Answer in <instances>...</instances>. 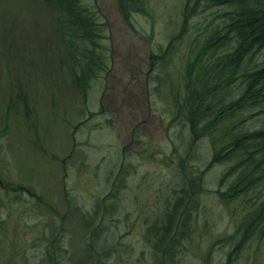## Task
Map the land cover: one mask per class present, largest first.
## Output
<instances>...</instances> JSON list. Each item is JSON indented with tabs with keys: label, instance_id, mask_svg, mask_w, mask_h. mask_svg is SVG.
I'll return each mask as SVG.
<instances>
[{
	"label": "rangeland",
	"instance_id": "obj_1",
	"mask_svg": "<svg viewBox=\"0 0 264 264\" xmlns=\"http://www.w3.org/2000/svg\"><path fill=\"white\" fill-rule=\"evenodd\" d=\"M85 3L99 13L108 69L82 95L43 0H0V178L10 187H0V264H51L54 240L59 264H90L101 249L109 250L106 264H151L146 230L180 187L179 161L199 172L211 157L207 140L188 151V128L171 123L169 94L180 93L189 48L207 18L227 9L198 8L203 14L188 18L179 37L186 44L161 71L150 56L177 36L184 0H146L145 14L130 23L117 0ZM263 61L260 54L250 66ZM228 166L204 173L179 264L226 263L231 245L222 240L243 215L242 203L224 205L216 195ZM116 180L117 210L93 240L88 219ZM231 264H264V239L253 236Z\"/></svg>",
	"mask_w": 264,
	"mask_h": 264
},
{
	"label": "trees",
	"instance_id": "obj_2",
	"mask_svg": "<svg viewBox=\"0 0 264 264\" xmlns=\"http://www.w3.org/2000/svg\"><path fill=\"white\" fill-rule=\"evenodd\" d=\"M86 0H43L55 35L71 60L73 86L86 95L90 83L107 71L108 63L98 27L100 16ZM146 0H117L121 16L130 23L135 13L145 14ZM183 21L177 33L158 55L150 56L151 68L161 69L177 47L185 43L179 37L186 31L188 18L213 8L227 11L210 15L195 37L183 67L180 93L169 94L173 109L171 123L188 128L189 149L207 140L211 157L204 171L179 161L180 187L165 205L158 219L146 230L151 264H179L185 242L191 238L198 196L204 191V173L215 164H228L216 190L224 205L242 203L243 215L234 234L222 242L231 245L225 264L239 257L244 245L255 236L264 239V0H184ZM174 55V56H173ZM158 75L155 76V80ZM187 151V153H188ZM186 163V164H185ZM122 170L117 176H120ZM112 183L107 197L94 204L88 219L91 239L100 238L101 224L116 212L120 185ZM3 188L10 189L6 184ZM100 229V233L94 227ZM244 229V231L241 230ZM105 232V231H103ZM54 241L47 258L59 264L60 252ZM91 253L90 264H106V253Z\"/></svg>",
	"mask_w": 264,
	"mask_h": 264
},
{
	"label": "water",
	"instance_id": "obj_3",
	"mask_svg": "<svg viewBox=\"0 0 264 264\" xmlns=\"http://www.w3.org/2000/svg\"><path fill=\"white\" fill-rule=\"evenodd\" d=\"M0 187H3V183H2L1 178H0Z\"/></svg>",
	"mask_w": 264,
	"mask_h": 264
},
{
	"label": "flooded vegetation",
	"instance_id": "obj_4",
	"mask_svg": "<svg viewBox=\"0 0 264 264\" xmlns=\"http://www.w3.org/2000/svg\"><path fill=\"white\" fill-rule=\"evenodd\" d=\"M2 188V187H1Z\"/></svg>",
	"mask_w": 264,
	"mask_h": 264
}]
</instances>
